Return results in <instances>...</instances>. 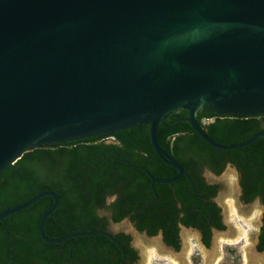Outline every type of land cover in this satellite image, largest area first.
<instances>
[{
    "label": "water",
    "instance_id": "1",
    "mask_svg": "<svg viewBox=\"0 0 264 264\" xmlns=\"http://www.w3.org/2000/svg\"><path fill=\"white\" fill-rule=\"evenodd\" d=\"M219 114L264 113V0H0V174L31 147L149 125L157 155L186 173L158 139L159 124L184 109L197 134L217 149L251 145L264 131L225 145L200 126ZM53 204L38 231L46 243L103 234L48 237L59 205L43 190L0 212V221L39 198ZM264 255V253H263Z\"/></svg>",
    "mask_w": 264,
    "mask_h": 264
},
{
    "label": "trees",
    "instance_id": "2",
    "mask_svg": "<svg viewBox=\"0 0 264 264\" xmlns=\"http://www.w3.org/2000/svg\"><path fill=\"white\" fill-rule=\"evenodd\" d=\"M187 117L188 111L184 109L165 117L159 124L158 139L183 164L194 187L183 176L172 184L156 183L153 193L150 178L142 168L154 177L172 176L177 170L156 154L149 125L141 124L113 133L31 147L0 174V212L43 190H52L59 196V205L45 221L48 237L105 230L109 221L99 210H109L113 221L129 216L140 231L154 235L163 229L165 240L176 243L168 222L177 220L181 211L186 215L203 213L206 217L218 210L214 203H202L203 198L215 196L217 188L202 181L198 171L201 161L209 159L214 168L215 161L228 156L238 163L245 176L244 194L253 190L250 186L253 177H259L258 184L264 182V136L250 146L217 149L197 134ZM197 120L213 140L225 145L240 143L264 130V113L222 115L210 104L200 109ZM222 168L215 167L217 172ZM257 192L264 194V186ZM114 194L116 199L107 204V197ZM252 197L253 194L246 199ZM53 202L52 196L45 195L0 221V264H118L121 261V252L103 234L71 237L59 243L44 242L38 224ZM117 238L129 254L135 253L125 240L129 236L119 233Z\"/></svg>",
    "mask_w": 264,
    "mask_h": 264
},
{
    "label": "flooded vegetation",
    "instance_id": "3",
    "mask_svg": "<svg viewBox=\"0 0 264 264\" xmlns=\"http://www.w3.org/2000/svg\"><path fill=\"white\" fill-rule=\"evenodd\" d=\"M204 121L210 122L211 120L205 119ZM261 131H264V130H261ZM229 145H233V144H229ZM247 146H250V145H247ZM229 150H232V149H229ZM167 153L170 154L169 152ZM210 163L211 162L209 159H206L205 161H201L198 164V167H199L198 171L200 173V177L202 178V181L204 182V184L216 187L217 192L215 196L213 197H210L208 199L203 198L202 203H207V202L214 203L215 207L218 210L216 213L213 212V213L207 214L206 217L204 216L203 213L191 214L187 212V215H186L185 212L181 211L178 214L177 220H175L174 222L168 220L169 221L168 225L173 231V234H174L173 238H175L174 240L176 241V243L170 244L165 240L163 229H159V231L154 235H149L146 231H140L136 227L134 222L130 219L129 216L123 218L120 221H113L111 217V212L109 210H99V214L107 216L108 221H109L107 228L104 231H108L114 238H116V240L120 243L122 247L120 248L115 243V245L121 252V261L118 264H143L140 250L134 244V240H133L134 237L132 233L127 232L125 230L113 231L110 228L111 224L122 222L123 220H127L131 222V224L133 225L134 229L137 232L141 234L145 233L146 236L149 237L148 239L150 243L153 245L154 251H155V253L153 254V258H151L154 260L153 262H155V264H162L164 263L163 261L165 260L168 262H171V264H201V261H204L206 264H234L235 256L232 255V258H230L229 256H226V253L223 254V249L221 247V244L224 240L223 238L230 239L232 236H235L233 239L234 241H232V243L239 241V239L236 240V237L239 234V230L237 229L239 226L237 224H234L233 220L232 221L228 220L229 218H231L230 216L232 215V211H231L232 209L230 210L229 209L230 207L228 206L229 211L227 209L226 213L224 212L223 206L219 202L220 199H218L220 189H223V191L226 190L227 194H229V192L231 193L234 192L236 196V204L238 207L240 206L239 208H237L238 211L247 212L249 210L253 214L252 216L253 218V228L252 229L253 230L251 233V240H252V249L255 252L253 250L252 252L256 254L264 253V246H262L264 243V194L257 192L259 187L262 188V185L264 186V182L258 184L259 177L258 178L253 177L252 180L250 181V186L253 188V190H251L249 193L244 194V189L246 188L243 183L245 176H244L243 169L240 167L238 163L231 161V159L228 156L221 157L219 160L214 162V165L217 169L223 166V168L219 172H217L215 167L213 168ZM142 169L146 172L147 175L148 173H150L147 169L145 168H142ZM184 169L186 173L182 175L179 179H181L183 176H187L190 179L191 185L194 187V182L191 176L189 175L185 167ZM254 169L255 170L257 169V165H254ZM177 173H178V170H177ZM176 174L172 176H175ZM226 174H227V178H232V176H234L235 178L234 181H232L230 185L228 186L225 184V181L223 180ZM172 176H167V177H172ZM155 178H160V177H155ZM172 183H165V184H172ZM231 185L234 187L235 191L229 190V186ZM153 193H156L155 185H154ZM251 194H253V197L249 200L246 199V196L251 195ZM115 199H116V194L110 195L107 197L106 203L110 204ZM178 207L180 208L182 207V204L180 201H178ZM197 209L198 208H195L196 212H198ZM185 219L186 221H188V223H185ZM92 231H95V230H92ZM119 233H122L126 237L129 236V239H125V240L127 242L129 249H132L135 253H132V254L128 253L123 243H121L120 240L117 238V235ZM196 249L199 252H196V254L193 256V252L196 251ZM226 252H227V255L231 254L229 250H227ZM168 262H165V263H168ZM259 263H261V261H259Z\"/></svg>",
    "mask_w": 264,
    "mask_h": 264
},
{
    "label": "rangeland",
    "instance_id": "4",
    "mask_svg": "<svg viewBox=\"0 0 264 264\" xmlns=\"http://www.w3.org/2000/svg\"><path fill=\"white\" fill-rule=\"evenodd\" d=\"M223 180L225 181V184L228 186L232 181H234V176L232 178H227V174L224 176ZM227 188V187H226ZM228 189V188H227ZM230 191H235L234 187L231 185L229 186ZM233 193V194H232ZM229 192L227 194V191L223 189H220L219 197L218 199L220 204L223 206L224 212L226 213V210L229 208L232 211V215L229 218V221L233 220L234 224H237L239 227L237 228L239 230V234L236 237V240L239 239V241L232 243L234 241V237L232 236L230 239L223 238V242L221 244V247L223 249V254L226 253V256H229L232 258V255L235 256V263L234 264H264V262L261 261H252L251 253L252 252V240H251V233L253 228V214L248 210L247 212L238 211L237 208H239L236 204V196L234 192ZM229 206V207H228ZM250 208V207H249ZM228 209V211H229ZM247 210V209H246ZM244 210V211H246ZM110 228L113 231H120L125 230L127 232H131L134 237V244L139 248L143 264H155L153 262V254L155 253L153 245L149 241V237L146 236L145 233H139L137 232L131 222L127 220H123L122 222L113 223L110 225ZM237 230V231H238ZM243 231V232H242ZM241 233V234H240ZM230 241V242H228ZM227 250L231 252L230 255H227ZM254 251V250H253ZM196 252H199L197 249L193 252V256L196 254ZM255 252V251H254ZM255 255H260L259 253ZM263 255V254H261ZM228 259V258H226ZM231 260V259H230ZM162 262V261H161ZM162 264H171V262L163 261ZM168 262V263H165ZM201 264H206L204 261H201Z\"/></svg>",
    "mask_w": 264,
    "mask_h": 264
},
{
    "label": "bare ground",
    "instance_id": "5",
    "mask_svg": "<svg viewBox=\"0 0 264 264\" xmlns=\"http://www.w3.org/2000/svg\"><path fill=\"white\" fill-rule=\"evenodd\" d=\"M243 232V231H242ZM241 234V233H240ZM251 259H252V261H262V262H264V255H255L254 253H251Z\"/></svg>",
    "mask_w": 264,
    "mask_h": 264
}]
</instances>
